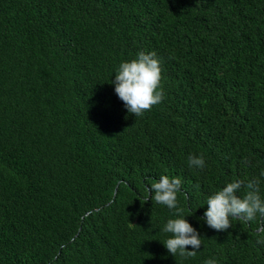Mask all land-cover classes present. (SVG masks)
I'll return each instance as SVG.
<instances>
[{"label":"trees","instance_id":"trees-1","mask_svg":"<svg viewBox=\"0 0 264 264\" xmlns=\"http://www.w3.org/2000/svg\"><path fill=\"white\" fill-rule=\"evenodd\" d=\"M141 51L164 99L135 117L111 81ZM262 172L264 0H0V264H264V217H204L234 180L264 198ZM161 175L182 181L195 257L163 244Z\"/></svg>","mask_w":264,"mask_h":264},{"label":"clouds","instance_id":"clouds-1","mask_svg":"<svg viewBox=\"0 0 264 264\" xmlns=\"http://www.w3.org/2000/svg\"><path fill=\"white\" fill-rule=\"evenodd\" d=\"M162 61L155 51L137 54L131 61L121 62L115 73L114 91L124 103L128 113L142 117L145 112L162 102L164 91ZM189 167L203 169V155L188 156ZM264 176V172L261 173ZM182 181L179 177L161 175L158 180L146 185V191L151 193V199L156 203L175 209L177 218L168 219L163 227L165 233L171 236L163 244L170 254L182 257H195L202 245L198 231L188 222L178 207V193ZM244 189V195L238 193ZM144 199L143 203L147 200ZM207 211L204 212L206 224L216 231H226L232 227L233 220L252 221L257 214L264 217V198L260 195L259 180H250L246 184L242 180L226 183L207 199ZM188 246L193 250L189 251ZM204 264H218L215 257L206 259Z\"/></svg>","mask_w":264,"mask_h":264}]
</instances>
